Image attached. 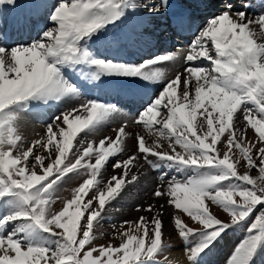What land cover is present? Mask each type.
<instances>
[{"label": "snow or ice", "instance_id": "obj_1", "mask_svg": "<svg viewBox=\"0 0 264 264\" xmlns=\"http://www.w3.org/2000/svg\"><path fill=\"white\" fill-rule=\"evenodd\" d=\"M260 4L250 14L227 2L185 47L136 61L97 45L118 51L123 29L159 18L168 0H43L35 38L0 29V264H183L169 258L168 208L187 264H202L229 231L244 236L227 264H254L264 250ZM18 6L0 0V26ZM53 107L62 110L30 139L28 117ZM148 170L164 203L117 221L111 212Z\"/></svg>", "mask_w": 264, "mask_h": 264}, {"label": "rangeland", "instance_id": "obj_2", "mask_svg": "<svg viewBox=\"0 0 264 264\" xmlns=\"http://www.w3.org/2000/svg\"><path fill=\"white\" fill-rule=\"evenodd\" d=\"M181 0H168V8H167V10L163 13V14H165L166 15V17L167 18H169V16H172V14L173 15H175V14H177V13H179V9L176 7V4L179 6V7H181V5L183 4V3H181L180 2ZM248 0H230V1H227V2H231V3H233V5L234 4H237V5H235L234 6V10H243L244 9V5H245V3H248L247 2ZM252 1V0H251ZM146 2L147 3H149V4H157V3H159L160 2V0H146ZM226 2V0H224L222 3L221 2H215L214 0H213V2L211 1V4L213 3V6L211 5V8H217V10L215 9L213 12H207V14L208 15H206V16H202V18H201V22H203V24H201L200 26H199V28L200 27H202L206 22H207V20H209L211 17H213V16H215V14L216 13H220V12H222L223 10H224V8H225V4L227 3ZM256 3L257 4H252L251 5V7L250 8H248V9H245V10H247L250 14H258L260 11H261V4H260V2L259 1H256ZM217 15V14H216ZM165 17V16H164ZM146 19H144V21H145ZM156 20L157 19H153V20H151V21H149V20H147L146 22L147 23H145V25L144 26H142V27H140V28H138L137 30H138V33L139 32H141V34H142V31H143V33L145 34V35H147L148 34V32L146 31V30H148V29H150L151 27L149 26V25H147V24H153V25H155V28H156ZM137 25V24H136ZM135 25V26H136ZM5 27V28H4ZM4 27H2L3 29H2V31L4 30V32H5V29H6V23L4 24ZM150 27V28H149ZM127 28H129V29H131L132 28V26H129V27H127ZM143 29H145V30H143ZM153 30H156V29H153ZM167 30H169L168 28H167ZM114 31H117V30H114ZM170 31V30H169ZM150 32L151 33H153L152 31H150L149 30V34H150ZM171 32V34H173L174 35V33L175 32H173L172 33V31H170ZM11 34H13V30H12V33ZM138 35V34H137ZM143 35V34H142ZM150 35H152V34H150ZM135 36V35H134ZM146 38H147V36H146ZM172 38H173V36H172ZM188 39L185 41V40H183L182 38H180L182 41H180V42H176L177 41V39H179V38H174V40H173V43L170 45V46H164V47H162L161 48V50H159L158 51V54H160V53H162L163 51H173V50H176V49H179L181 46H182V48L183 47H185L192 39H194V34H191V35H189L188 37H187ZM31 39H33V37H30L29 39H27V40H25V42H29ZM143 39V41H144V43L146 42V40L144 39V37L142 38ZM163 41V40H162ZM122 42V44H124L125 42H123V40L121 41ZM181 42H184V43H181ZM137 43V42H136ZM138 44V43H137ZM146 44V43H145ZM178 44H180V45H178ZM105 45V44H104ZM107 46V45H106ZM138 46H141V47H143V45H140V44H138ZM108 47V46H107ZM144 48V47H143ZM177 66V71H179V70H181V65L180 64H178V65H176ZM175 66V67H176ZM98 91V90H97ZM96 91V92H97ZM97 94H99V95H101V93L98 91V93ZM118 104H120V102L118 103ZM56 108V107H55ZM62 109L61 108H57L56 109V111L55 112H50V110H48V113H50V115L52 116V115H54V114H59V112L61 111ZM126 111H128V110H126ZM42 112H45V113H47L45 110H39V111H37V116L36 117H38L39 115H40V113L41 114H43ZM133 113V112H132ZM129 115H131V114H127V116H129ZM132 115H135V112L132 114ZM51 116H47V117H45V119H44V121H43V119H42V122H41V124H39L38 125V128H41V126L43 127V124L44 123H46V122H50V117ZM34 116L32 115L31 116V118H33ZM37 118H35V121H36V123L38 122L37 120H36ZM120 119H121V117H118L117 118V120H116V124H118L119 122H120ZM30 120H29V118H28V122H29ZM32 122H35L34 121V119H32L31 120ZM112 126H115V125H112ZM112 126H110V127H108V128H106V129H104L103 130V133L104 132H107V133H109V134H113V133H111L112 132ZM109 129H111V130H109ZM109 130V131H108ZM43 131V128L42 129H40V132H42ZM111 131V132H110ZM103 133L101 132V133H99L98 134V136L99 137H103ZM105 135V134H104ZM249 135L251 136V133H249ZM111 169L109 168V173H111ZM149 172H147V174H148ZM152 174V173H151ZM154 175H156L157 173L156 172H154L153 173ZM148 178H150V177H147V180H148ZM140 185H141V183L139 184V185H137L136 186V188H135V186H134V188L136 189V191L138 190L139 191V189H140ZM71 186V185H70ZM131 190V189H130ZM146 192H149V191H146ZM151 193H152V191L150 192V193H148V195H143V196H146V202H145V204L144 203H141V201L139 202H137V204L134 202V201H132L135 197L136 198H139V197H141L140 195H138V196H134V197H130L128 200L133 204V205H131V204H128V205H126L125 206V208L124 207H120V206H116V208H119L120 209V211L119 212H115V211H112L111 212V214L114 216V214L115 215H117V216H115V217H113L114 219H116L117 221H119V220H123V219H128L127 218V214H128V216H129V214H132V213H136V211H135V206L136 205H138V204H144V205H146L147 203H153V197L151 196ZM145 194V193H144ZM62 195H66V193H62ZM147 198H151L152 200L151 201H149V199H147ZM162 200H158L157 201V204H159L160 202H161ZM142 202H143V200H142ZM131 205V206H130ZM56 207H59V204H57L56 205ZM213 211L219 216V218H221V219H227V217H226V215L220 210V209H218V208H213ZM137 215H138V213H136ZM136 215V216H137ZM135 216V218H133V219H136V218H138V217H136ZM170 218V225L172 226L173 224H172V219H171V217H169ZM186 220H187V222L190 224V225H192V226H195L194 224H193V222L191 221V220H189L188 218H185ZM105 227L107 228L108 227V225L106 224L105 225ZM172 229H173V226H172ZM174 231H173V233H168V234H170V236H171V243L172 244H174L173 245V248H172V251L175 249V246H178V248H181L180 247V245H183V242H182V240H181V238H179L178 236H175L174 235ZM231 233H233V234H236L237 236H238V241H237V243H236V245H235V247L238 245V243L242 240V238H243V236H244V233L243 232H241V231H229V232H227L226 234H231ZM225 238V239H224ZM232 241L234 238L232 237V239L230 238V237H228V235H224L222 238H221V240L223 241V244L225 243V242H230V240ZM177 240V243L175 244V241ZM108 241L107 240H100L99 241V243H107ZM112 242L113 243H115V244H119L120 243V241L118 240V239H114V240H112ZM236 241H234V243H235ZM219 244L218 243H215L214 244V246H213V249L217 246V248L219 249V250H221V251H223L219 246H218ZM235 247L231 250V252L229 253V255H228V258L230 257V255L232 254V252L234 251V249H235ZM182 250V249H181ZM171 251V252H172ZM171 254V253H170ZM221 254H224V252H222V253H218V256L219 255H221ZM263 257H264V250H262L260 253H259V255L256 257V259H255V261H254V264H262V259H263ZM215 259H216V256H215ZM214 259V262H209L208 264H217L218 263V261L220 260V259H217V260H215ZM264 264V263H263Z\"/></svg>", "mask_w": 264, "mask_h": 264}, {"label": "bare ground", "instance_id": "obj_3", "mask_svg": "<svg viewBox=\"0 0 264 264\" xmlns=\"http://www.w3.org/2000/svg\"><path fill=\"white\" fill-rule=\"evenodd\" d=\"M150 1V0H149ZM211 1L213 2V0H194V2L195 3H197V5L198 4H202V3H204L205 5H207L208 4V6H207V8H205V10L207 11V10H211V11H214L215 9L217 10V8H211V5L213 6V3L211 4ZM215 2H223L224 0H214ZM227 1H230V0H226V2ZM232 1V0H231ZM248 3H250L251 5L253 4V2H251V1H247ZM235 5H237V4H234L233 6H235ZM182 6V8H184V9H189V12H187V15L186 16H183L184 18L181 20V22L180 23H178V27L177 28H180V27H182L183 28V30H185V31H192L195 27H196V25H201V24H203V22H201V17H199V16H196V15H194L193 13H192V11H196L197 9L196 8H192L191 6H189L188 4H182L181 5ZM243 10H245V9H243ZM247 11V10H246ZM214 13V12H213ZM217 14V13H216ZM215 14V15H216ZM173 15V14H172ZM165 18V22H161V18H159L160 20H159V22L158 21H156V23L158 24V23H160V25H159V27H157L156 26V28H153V29H156V30H153V33H152V36H155V37H157V43H156V46L158 45H160V43L159 42H162V40L164 39V38H167L169 41H170V45L173 43V40L170 38L172 35H170L171 34V32L170 31H172V33L174 32V25H171L172 23H170V19L169 18H167L166 16L164 17ZM198 18V19H197ZM147 21V19L145 20V22L144 21H141L140 23H139V25H143L144 23H147L146 22ZM40 22L43 24V20H40ZM172 22V21H171ZM156 24V25H157ZM148 25V24H147ZM137 26V25H136ZM3 27H4V25H3ZM154 27V26H153ZM5 28V27H4ZM167 28L170 30H167ZM176 28V27H175ZM0 29H3V28H0ZM33 28L28 32V35L29 34H33ZM147 32H148V34H149V30H146ZM12 33V32H11ZM158 33H160L159 35H158ZM10 36H11V38L13 37V34H10ZM29 37V36H28ZM28 37H26L27 39H28ZM183 40H187V38H182ZM17 40H24V38L22 37V36H20L18 39H16V41ZM143 40V39H142ZM147 40H150L151 42H149V44L147 45V46H149L150 48L151 47H154L153 45H154V42L155 41H153V38L151 37H149ZM178 45H180V44H178ZM181 46V45H180ZM180 48H182V46L180 47ZM154 49V48H153ZM153 49H151L150 51H152ZM176 65H178V64H176ZM176 65H174V66H170L169 67V72L170 73H172V72H174V71H177L178 69H177V66ZM176 66V67H175ZM101 95H103L104 97H106L108 100H110L111 102L113 101L112 99V97H114L113 96V94H110V93H102ZM56 109H57V107L55 108V107H53L51 110H50V112H55L56 111ZM127 110H128V114H133L132 112H129V109L128 108H126ZM37 111H39V110H37ZM45 111L47 112V113H43V114H41L40 113V115L38 116V117H45V116H51L50 115V113H48V109H45ZM123 111H124V113L125 114H127V112H126V110H124L123 109ZM33 116H37V113H35V114H33ZM29 118V122H28V126L26 127V129H25V132H26V135L31 139V138H33V136H34V134L36 133V132H40V128H38L37 129V124H35L36 123V121L35 122H32L31 120L33 119V118H31V116L30 117H28ZM112 127H114V126H112ZM109 130H111V129H109ZM108 130V131H109ZM111 132V131H110ZM102 133H103V131H102ZM112 133V132H111ZM104 134L105 135H111V134H109V133H107V132H104L103 133V136H104ZM147 177H150V178H148V180H147V178L145 179L146 181H149V180H151L152 178H153V175L151 174V173H148L147 174ZM70 185H66L65 187H69ZM148 187L149 186H144V185H140V189L141 190H143V193H146V191H149V189H148ZM135 188H136V186H135ZM139 189V190H140ZM147 199H149V201H151L152 199L151 198H147ZM142 200H143V202H142ZM132 201H134L136 204H137V202L139 201H141V203H144L145 204V202H146V196H141V197H139V198H134ZM157 201L158 200H156V199H154L153 200V203H157ZM160 203H164V201H161ZM132 204V203H131ZM136 213H138V215L136 214ZM135 214L134 213H132V214H129V216H128V214H127V218L128 219H133V218H135V216L136 217H139L140 215H142L143 213H141V212H136ZM171 215H172V213H171V208H168L167 209V211H166V213H165V215H164V217H163V219H164V223H165V225H166V232L167 233H173V229H172V226L170 225V218L169 217H171ZM225 239V238H224ZM232 239V238H231ZM230 240V239H229ZM222 243H223V241H222ZM230 244H231V240H230V242H225L224 244H222V246H219L223 251H221V250H216L217 249V246L214 248V250H216V252H217V256H216V259L215 260H217V259H221V257H222V255L223 254H221V255H219L218 256V253L220 254V253H222V252H224V254H225V251L229 248V246H230ZM213 248V247H212ZM183 252H182V250H181V248H178V246H175V249L171 252V254H170V256H169V258L170 259H172V260H176L177 258H179L181 261H183V264H186V261L184 260V257H183V254H182Z\"/></svg>", "mask_w": 264, "mask_h": 264}, {"label": "crops", "instance_id": "obj_4", "mask_svg": "<svg viewBox=\"0 0 264 264\" xmlns=\"http://www.w3.org/2000/svg\"><path fill=\"white\" fill-rule=\"evenodd\" d=\"M176 242V241H175ZM172 245H174V244H172ZM180 247H181V249H182V252H183V247L180 245ZM183 254V253H182Z\"/></svg>", "mask_w": 264, "mask_h": 264}]
</instances>
